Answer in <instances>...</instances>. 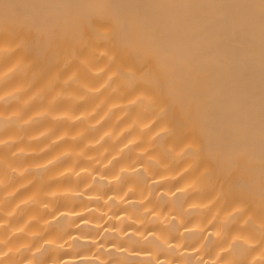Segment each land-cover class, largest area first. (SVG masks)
<instances>
[{
	"label": "clouds",
	"instance_id": "obj_1",
	"mask_svg": "<svg viewBox=\"0 0 264 264\" xmlns=\"http://www.w3.org/2000/svg\"><path fill=\"white\" fill-rule=\"evenodd\" d=\"M220 4L264 32V0H0V264H264V99L214 122L177 24Z\"/></svg>",
	"mask_w": 264,
	"mask_h": 264
},
{
	"label": "bare ground",
	"instance_id": "obj_2",
	"mask_svg": "<svg viewBox=\"0 0 264 264\" xmlns=\"http://www.w3.org/2000/svg\"><path fill=\"white\" fill-rule=\"evenodd\" d=\"M219 7L223 15L209 13L177 24L194 53L195 90L205 98L212 120L226 125L242 120L264 99V32L243 11Z\"/></svg>",
	"mask_w": 264,
	"mask_h": 264
}]
</instances>
